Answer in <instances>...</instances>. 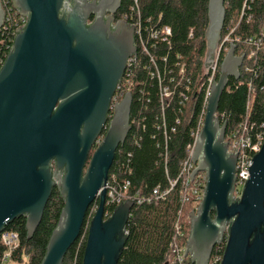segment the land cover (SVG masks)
Listing matches in <instances>:
<instances>
[{
    "label": "water",
    "instance_id": "water-1",
    "mask_svg": "<svg viewBox=\"0 0 264 264\" xmlns=\"http://www.w3.org/2000/svg\"><path fill=\"white\" fill-rule=\"evenodd\" d=\"M120 1L10 0L26 22L0 67V234L24 217L30 239L56 188L63 206L40 264H62L95 201L82 264H118L127 240L134 202L127 199L106 220L103 216L104 186L131 129L129 92L113 105L107 131L98 140L128 60L137 54L133 25L113 17ZM224 2L208 0L201 77L214 60ZM4 18L0 2V32ZM234 50L230 42L215 83L213 78L192 156L196 167L190 179L197 172L206 177L202 199L189 213L185 252L192 264H208L225 236L219 264H264V142L235 198L237 154L229 153L224 141L227 123L215 116L229 78L240 77L243 56Z\"/></svg>",
    "mask_w": 264,
    "mask_h": 264
},
{
    "label": "trees",
    "instance_id": "trees-1",
    "mask_svg": "<svg viewBox=\"0 0 264 264\" xmlns=\"http://www.w3.org/2000/svg\"><path fill=\"white\" fill-rule=\"evenodd\" d=\"M243 1L225 0V18L220 35L224 32L225 27L236 25ZM207 6L208 0H140L143 18L151 16L154 20H160V23L168 25L172 31L170 44L157 54L165 55L168 59V66L165 69L163 68L164 65H159L164 80H167L169 72L176 73L173 65L176 54L182 56L194 77L199 74L207 46L205 39L209 23ZM128 9L129 1L123 0L116 19H120V15ZM261 9H264V0L254 3L251 10L252 22L250 24L241 22L234 32L236 34L257 32L264 21L261 16L260 18L257 16ZM190 30L193 33L191 39L188 37ZM8 32V28L6 31L2 28L0 34L1 60H4L11 43L8 39L10 37ZM170 68L172 70H169ZM257 70V78L253 81L255 86L253 94L249 93L246 87L245 81L248 76H240L238 80L229 78L216 112L218 118L224 114L222 122L227 123L226 131L244 120H247L248 127H254V129L264 123V61L259 64ZM144 71L145 69L142 68L141 64L136 65L135 75H140L142 78L141 88L145 96H143V103H141L137 101L135 91L132 92L130 118H133L136 110L141 108L145 112L144 115L147 116L144 120L147 125L145 124V129H142L132 124V129L129 131L124 144L119 146L115 152L109 173L115 172L119 179L129 180L131 191L138 190L140 194L148 195L156 186H159L162 191L166 190L169 187L168 179H177L179 165L185 155V147L191 142L189 131L196 125L201 109L203 92H196L195 99L190 102L183 114H180L182 108L176 90L173 92L170 102L165 106L164 116L168 127L170 150V157L166 162L167 177L164 172L165 163L159 158L161 147H163V135L160 127H158V84L155 79L145 76ZM176 117H180L181 122L176 126L174 132H170V127L175 123ZM134 133L137 134V144L132 142ZM128 169L130 173L127 172ZM180 181L181 179L177 181L176 188L180 187ZM96 204L95 201L88 208L80 235L66 252L62 264H82L87 239L88 216ZM62 206L63 200L58 190L54 188L45 206L41 222L30 239L26 238L24 217L16 218L6 226L5 230L16 231L20 238L19 247L12 254L9 264H40L47 240L56 225ZM179 208H181V204L177 200L175 190L170 191L167 198L156 203L141 202L134 204L125 226L127 240L118 264H164L167 262L169 260L168 244L172 235V223ZM192 209L191 202L186 203L183 206L182 217L185 219ZM189 228L190 223L187 222L186 236L189 233ZM224 246V242L215 246L211 257L221 256ZM3 252L4 247L0 244V259ZM185 264L192 263L187 261Z\"/></svg>",
    "mask_w": 264,
    "mask_h": 264
},
{
    "label": "built area",
    "instance_id": "built-area-1",
    "mask_svg": "<svg viewBox=\"0 0 264 264\" xmlns=\"http://www.w3.org/2000/svg\"><path fill=\"white\" fill-rule=\"evenodd\" d=\"M128 1L129 9L120 15V20H124L133 25L137 54L135 55V59L134 56L129 58L124 76L121 83L116 88V95L113 97L112 101L114 105L116 102H119L127 92L133 94L132 92L135 91L137 101L143 103L142 99L145 94L141 88L142 78L140 75H135L136 65L138 66L141 64L142 68L145 69L144 75L157 81L159 96V112L157 114L159 117L158 127H160V131L163 135V147H161L159 158L165 163L164 172L167 177L168 170L166 168V162L169 160L170 150L168 143V127L164 116L165 106H167L170 102L175 90L177 91L179 104L182 108L180 114H183L187 110L190 102L195 99L197 91L203 92V98L196 125L189 131L191 142L185 147V155L180 162L177 179H168L169 187L166 190L162 191L159 186H156L148 195H144L140 194L138 190L131 191L129 180L119 179L118 174L115 172L109 173L104 186L106 200L103 219L106 220L110 217L114 208L121 204V202H125L127 199L132 200L134 204L141 202L156 203L161 199L167 198L170 191L175 190L177 200L181 204V208L177 210L176 218L172 223V235L168 244L169 260L167 261V264H185L187 261L191 262L190 254H186L185 252L186 240L188 237V235L186 236L185 227L187 222L190 223V219L189 215L185 219L182 217V210L183 206L188 202H191L192 204V211L197 209V206L202 199L206 184L204 172H197L192 180L190 179V174L196 167V164L192 160V156L194 153L196 138L203 127L213 78L215 83L217 76L219 75L221 61L224 58L231 42L235 45L234 55L238 57L243 56L242 64L238 68L240 76H248V79L245 81L246 87L249 93L253 94L255 92L253 81L257 78V68H259V64L264 61V21L262 26L259 27V30L252 34H248L246 32L243 34H236L234 32L236 27L241 22H244L245 24H250L252 22L253 16L251 14V10L253 9L254 3L259 1L244 0L242 2L236 25L225 27L224 32L220 35L215 47L214 60L207 69V73L203 74L201 77L202 62V65L199 68V74L194 77L193 72L188 69L182 56L180 54H176L173 63L176 73L173 74V72H169L170 74L167 80H164L163 74L159 69V65H164L163 68L165 69L166 66H168V59L165 55L160 56L157 54L161 52L165 46L170 44V36L172 34L171 28L166 24L160 23V20L152 19L151 16H145V18H143L140 10V0ZM0 2L2 8L6 11L2 28L5 29V31L7 28L9 29L8 34H10V37H8V39L12 43L16 30L25 24L26 19L25 17L20 16L12 8L10 0H0ZM257 16L259 18L261 16L264 20V9H261ZM188 37L190 39L193 37L192 30L189 31ZM11 43L8 46V50ZM3 62L4 60L0 59V67ZM169 70H172V68ZM144 113L145 112H143L141 108L136 110L135 116L130 118L131 129L132 124L136 127L145 129L147 124L144 120L147 116L144 115ZM215 116L217 117V114H215ZM219 118V121L222 123L224 114H221ZM180 122L181 118L176 117L175 123L170 127V132H174L176 126L179 125ZM224 141L227 142L228 152L237 154L234 193H238L240 196L241 190H239L238 187L244 186V183L249 175L247 167L251 166L252 157L260 151L264 142V123H261L258 128L254 129V127H248L247 120H244L238 125L232 127L230 130L226 131ZM132 142L137 144V134L135 133L132 136ZM127 172L130 173V170L128 169ZM179 179H181L180 187L176 188L177 181ZM234 197L236 198V196ZM96 202L97 204L92 207L89 213L88 225L98 207V201ZM106 207L109 208L107 209ZM125 234H127L126 230ZM225 240L226 236L224 237L223 242H225ZM19 243V234L14 230H4L0 234V244L4 247V252L0 259L1 264H9L11 262V256L19 247ZM221 258L222 255L211 257L208 264H219Z\"/></svg>",
    "mask_w": 264,
    "mask_h": 264
},
{
    "label": "flooded vegetation",
    "instance_id": "flooded-vegetation-1",
    "mask_svg": "<svg viewBox=\"0 0 264 264\" xmlns=\"http://www.w3.org/2000/svg\"><path fill=\"white\" fill-rule=\"evenodd\" d=\"M122 1L123 0H121L120 1V5H119V7L116 9V11L113 13V17H114V19L115 20H120V19H116L117 17H118V12H119V10L121 9V7H122ZM107 15V14H106ZM116 95V91H115V93H114V95H113V97ZM113 99V98H112ZM112 105H113V101H112V103L110 104V110L108 111V113H107V119H106V121H105V123H104V125H103V128H102V131H101V133H100V135H99V137H98V140H99V142L101 141V139L104 137V135H105V133H106V131H107V128H108V125H109V122H110V120H111V118H112V115H113V108H112ZM98 145V144H97ZM97 145H94L93 147H92V151H91V153L94 151V149L97 147Z\"/></svg>",
    "mask_w": 264,
    "mask_h": 264
},
{
    "label": "rangeland",
    "instance_id": "rangeland-1",
    "mask_svg": "<svg viewBox=\"0 0 264 264\" xmlns=\"http://www.w3.org/2000/svg\"><path fill=\"white\" fill-rule=\"evenodd\" d=\"M205 57V56H204ZM204 61V60H203ZM239 190H242V187H238ZM234 196L238 197L239 194L238 193H234ZM196 211V210H195ZM26 259V258H25Z\"/></svg>",
    "mask_w": 264,
    "mask_h": 264
}]
</instances>
